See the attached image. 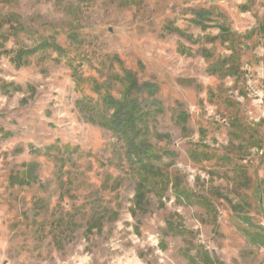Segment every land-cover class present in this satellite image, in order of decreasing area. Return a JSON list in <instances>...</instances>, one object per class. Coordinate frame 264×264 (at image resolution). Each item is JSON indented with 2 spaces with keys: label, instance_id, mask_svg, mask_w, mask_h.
Wrapping results in <instances>:
<instances>
[{
  "label": "rangeland",
  "instance_id": "rangeland-1",
  "mask_svg": "<svg viewBox=\"0 0 264 264\" xmlns=\"http://www.w3.org/2000/svg\"><path fill=\"white\" fill-rule=\"evenodd\" d=\"M0 264H264V0H0Z\"/></svg>",
  "mask_w": 264,
  "mask_h": 264
},
{
  "label": "trees",
  "instance_id": "trees-1",
  "mask_svg": "<svg viewBox=\"0 0 264 264\" xmlns=\"http://www.w3.org/2000/svg\"><path fill=\"white\" fill-rule=\"evenodd\" d=\"M41 49V45L29 48L26 53H36ZM23 51H20L19 57L22 58ZM19 58V59H20ZM124 79L129 83L130 90H136L137 92L147 91L150 95L156 92L157 85L150 82L139 83L135 73L131 70H126ZM105 109L110 115H101L98 112L100 121H96L94 114V122L108 127L113 130L125 143L127 147V154L132 162L136 165L139 173L138 184L143 186L150 177H156L159 174V168H157L153 161L160 159L161 156L153 149V145L145 137L148 131V117L152 114L150 109H145L142 102L128 94L124 98H116L110 93H107L103 97ZM111 112V113H110ZM37 168L35 162L30 164L29 175L23 176L19 181L12 182L20 185L27 184L33 178V171Z\"/></svg>",
  "mask_w": 264,
  "mask_h": 264
}]
</instances>
